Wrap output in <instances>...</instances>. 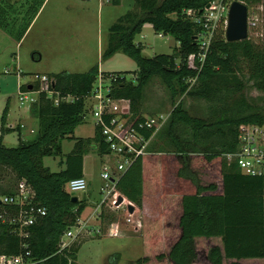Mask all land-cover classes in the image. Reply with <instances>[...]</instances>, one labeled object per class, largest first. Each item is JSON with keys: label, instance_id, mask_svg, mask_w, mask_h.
Returning a JSON list of instances; mask_svg holds the SVG:
<instances>
[{"label": "trees", "instance_id": "1", "mask_svg": "<svg viewBox=\"0 0 264 264\" xmlns=\"http://www.w3.org/2000/svg\"><path fill=\"white\" fill-rule=\"evenodd\" d=\"M44 1L28 0L34 15L19 40ZM209 1L136 0L138 11H129L110 27L102 53L104 59L122 51L136 62L137 69L131 72L134 80L121 77L128 72L102 71V74L117 75L111 96L129 100L128 126L136 128L146 139L151 137L153 130L139 128V124L145 121L142 112L145 89L154 77L161 78L172 99L186 94L221 101L247 85L263 95L261 104H249L241 94L235 105L226 109L216 121L190 115L180 101L170 113L165 127L172 149L154 151L149 148L120 176L116 190L143 211L145 255L139 260L142 264H163L164 261L194 264L200 254L198 239H206L209 243L218 241L211 243L205 251L208 264H264V176L243 174L235 162L227 164L223 159L224 154L236 152L241 123L264 124V45L250 38L228 42L222 27L216 32L203 60L199 59L198 29L186 18L184 10L202 8ZM239 1L248 8L261 5L259 7L264 11V0ZM114 2L117 4L119 0ZM12 7L1 0L0 16H7ZM145 23H150L159 34L174 37L178 42L174 49L177 55H143L134 38ZM0 26H4L2 18ZM190 55H194V68L187 62ZM98 73L99 66L95 65L81 73L49 74L52 80L49 87L60 96H71L72 100L55 103L41 92L38 100L31 104L38 121L35 137L9 147L0 136V168L10 171L16 181L15 191L1 189L0 196L16 193L19 183L25 181L33 191L32 201L46 208V215L29 228L28 238H20L13 232L14 225L0 220V254L17 255L29 251L32 264H76L79 248L86 240H76L62 250L58 245L63 233L77 222L85 209L83 200H72L74 194L68 191L67 184L83 177L86 141L76 138L74 132L84 121L85 99L92 91ZM191 79L195 81L192 85L188 82ZM33 86L35 90L39 88L38 83ZM20 88L27 89L24 84ZM6 114L7 108L2 115L3 132L9 130L4 127ZM95 132L96 142H89L90 148H95L101 156L108 154L98 128ZM163 135L161 131L159 136ZM65 138L76 139L75 146L65 158V167L53 172L43 165L42 159L60 153L61 141ZM169 199L175 200L176 207L178 203L179 235L168 251L159 253L156 250L157 239H160L156 233L162 225L161 206L168 213ZM17 209L0 203V215L16 213ZM103 217L101 212L102 220ZM24 242L28 244L27 248L23 246Z\"/></svg>", "mask_w": 264, "mask_h": 264}, {"label": "rangeland", "instance_id": "2", "mask_svg": "<svg viewBox=\"0 0 264 264\" xmlns=\"http://www.w3.org/2000/svg\"><path fill=\"white\" fill-rule=\"evenodd\" d=\"M5 1L7 4H11L13 9L9 11L7 16H0L4 25L3 27L0 26V100L1 97L9 98L10 109L14 113H19L20 108L28 106L27 104L21 106L16 82L28 85L30 82L36 83L38 78L43 75L49 76V74H56L61 71L81 73L95 65L109 73L128 72V76L137 69L136 62L122 51L111 57L102 58L110 27L129 11L132 13L138 11L136 0H119L117 4L114 0H45L21 40L19 37L34 13L30 9L28 0ZM259 6L261 5H253L248 8V38L263 46L264 11ZM135 42L143 45L142 51L146 57L157 54L177 55V51L174 49L178 46V42L174 37L170 35L160 36L150 23L146 24L137 34ZM176 62L179 63V60L176 59ZM187 62L191 67H196L195 60L191 55ZM16 67L19 69V76H16L14 72ZM7 69L9 73H5ZM188 82L192 85L195 81L191 79ZM39 83L41 87L45 86L44 82ZM241 94L249 104H261L262 102V93L251 85H247L240 92L229 93L221 101H208L186 94L177 95L172 99L170 90L161 78L154 77L146 86L142 112L151 117L164 114L169 119L175 105L182 101L190 115L216 121L226 109L235 105ZM167 122L166 124H168ZM166 124L148 143L147 150L149 148L154 151L172 149L168 143L170 140L166 135ZM161 131L164 135L160 137ZM74 136L76 138L81 137L86 141L85 179H93L90 185L92 193L90 205L81 216L84 219L94 208L97 211L101 210L100 204L105 197V193L100 192L103 185L100 176L102 160L111 165L115 162L113 163V157H102L96 150L90 148V144H94L97 138L92 117L89 116L87 120L76 126ZM75 142L76 139L74 138L63 139L60 153L43 157V165L53 172L62 170L65 166V158L73 150ZM1 189L16 190L15 178L5 168H0ZM74 195L82 197L84 192H76ZM174 201L169 199L168 213L164 212V206H161L162 225L159 227V233H156L160 239H157L156 250L159 253L168 251L169 246L179 235L177 225L179 209L178 203L176 207ZM162 203H164V199ZM102 208L105 215L103 220L100 222L97 218L89 221L86 231L83 232L82 239L87 240L82 243L79 249L77 264H142L139 262L140 258L145 255L142 240L144 236L142 209L137 208L133 218L141 220L142 226L139 232L135 233L132 225L128 223V234L121 238L108 235V224L113 220L119 221L120 227L122 225V229H125L124 225L127 224L125 208L122 209V206L116 212L107 206ZM90 227L94 230L100 227V233L94 231L89 234ZM132 231L135 235L132 234ZM217 242L214 240L209 243L206 239H198L197 248L200 254L194 264H208L204 257L205 251L211 243ZM248 262L255 263L256 261L249 260ZM163 264L170 263L164 261ZM226 264L229 263L226 262Z\"/></svg>", "mask_w": 264, "mask_h": 264}, {"label": "built area", "instance_id": "3", "mask_svg": "<svg viewBox=\"0 0 264 264\" xmlns=\"http://www.w3.org/2000/svg\"><path fill=\"white\" fill-rule=\"evenodd\" d=\"M233 1L211 0L202 8H189L184 10L186 18L191 20L198 29L196 39L201 49L199 59L203 60L205 57V53L218 29L222 27L224 29L226 28L228 13ZM250 24L252 23L250 22ZM160 36L163 35L160 34ZM191 56L194 58V55ZM121 77H125L127 80H134L135 78L133 74H130V76L125 74L121 75ZM116 78L117 75L106 76L99 69L97 79L93 84V89L85 99L84 120H87L89 116L92 117L95 128H98L109 150V153L103 156L107 158L113 157V163L115 162V164L111 165L104 161L101 166L100 176L103 185L100 188V192L105 193V197L101 201L100 206H107L114 212L123 206L122 209L125 208V212L127 213L125 215L126 223L132 225L133 229L140 230L142 226L141 220L133 219L137 211V206L130 201H126V198L116 190V183L132 162L138 156L147 152L148 143L166 124L168 116L164 114L152 117L145 116V121L139 124V128H150L153 130L149 139H146L136 128L129 127V100L111 96L113 82ZM39 82H44L45 86L41 87ZM51 82L52 80L49 76L43 75L38 78L37 83L39 84V88L37 90H35L33 85L26 90L19 87L18 95L21 104H33L38 100L41 92H44L55 103L62 100H72L71 96H60L59 92L51 89L49 87ZM223 159L227 164L235 162L243 174L264 176V124L241 123L237 131V150L234 153L224 154ZM87 188L88 182L84 177L72 179L67 184V189L72 194L85 192ZM120 196L123 197L121 202L118 201ZM32 199L33 191L25 181L19 183L16 193L0 196L1 204L18 208L16 213H2L0 220L14 225L13 232L20 238H28L30 234L29 228L35 224L38 218L46 215V208L34 203ZM130 204L134 206L132 212L128 210ZM88 222L87 219L79 217L73 226L68 227L60 238L59 249L67 248L74 241L81 240L83 238V232L88 227ZM119 225V221H110L108 224V235L112 237L119 236ZM88 231L89 234H92L94 231L100 233V227L96 230L90 227ZM27 245L26 242L23 243L25 248H27ZM29 256V251L17 255L3 253L0 254V264H32Z\"/></svg>", "mask_w": 264, "mask_h": 264}, {"label": "crops", "instance_id": "4", "mask_svg": "<svg viewBox=\"0 0 264 264\" xmlns=\"http://www.w3.org/2000/svg\"><path fill=\"white\" fill-rule=\"evenodd\" d=\"M146 24H149V23H145L143 25L142 29L146 26ZM134 42H135V38H134ZM138 44H140V43H138ZM140 46H141V51H142L143 50V45L140 44ZM142 54H143V51H142ZM14 72L16 73V76H18L19 69L16 67ZM5 73H9V70L8 69L5 70ZM34 84L35 83H33V82L31 83L30 82V84L26 85V87L29 89V87L31 85H34ZM16 85H17V92H18L21 83L19 84L18 82H16ZM0 101H1V104H0V136L2 137L3 143L6 146L13 147V146H16L19 143L20 140H22V141H30V140H32L35 137V135L37 133V130H38V121H37V118L32 113V105H28V106L21 105V106H25L26 108L22 107V108L19 109V111H20L19 113H14L12 111V109H10L9 98L4 99V98L1 97ZM5 108H7V114H6V120H5V126L4 127L9 129V130L3 132L2 131V115H3V111H4ZM92 149L95 150V148H92ZM86 155L87 154H85L84 157H83V177L84 178L86 177V175H85V173H86V165H85V162H84ZM102 157H104V156H102ZM102 164H103V160H102L101 165ZM92 181H93V179L87 180V182H88L87 190L84 192V195L82 197L78 196V200H83L85 202V209L82 212L81 216L84 214V212H86V210L88 209V206L90 205L89 201L92 198L90 185H91ZM126 201L129 202L128 199H126ZM100 209L101 210L97 211L96 208H94L93 211L88 213L90 216L87 215L88 217H86L84 219H87L88 221H92V220H95V219L98 218V220L101 222L102 219H100L99 215H100V212H103V208L101 207ZM136 209H137V207H136ZM93 212H95V213L92 214ZM125 215H127V213ZM127 225L128 224L124 225L125 229H122V225H121V227L119 225V233L121 234V236L119 234V236H116V237H121V238L126 237V234H128L127 232L129 230L128 227H129L130 224L128 226ZM132 229H133V227H132ZM133 231L135 233L139 232V230H137V229L136 230L133 229ZM133 231H132V234H134ZM76 264H77V259H76Z\"/></svg>", "mask_w": 264, "mask_h": 264}, {"label": "water", "instance_id": "5", "mask_svg": "<svg viewBox=\"0 0 264 264\" xmlns=\"http://www.w3.org/2000/svg\"><path fill=\"white\" fill-rule=\"evenodd\" d=\"M248 38V7L240 2L234 0L230 6L228 13L227 26L225 29V39L228 42L240 41ZM31 88V86L29 87ZM73 201L78 200V196L72 197ZM123 200V197H119V202ZM1 202V200H0ZM128 210L132 212L134 206L130 204Z\"/></svg>", "mask_w": 264, "mask_h": 264}]
</instances>
